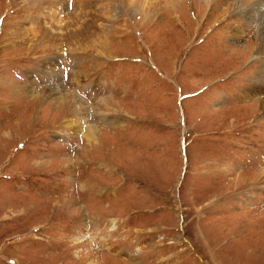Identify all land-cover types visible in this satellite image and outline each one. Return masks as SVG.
I'll use <instances>...</instances> for the list:
<instances>
[{
	"label": "rangeland",
	"instance_id": "374dc122",
	"mask_svg": "<svg viewBox=\"0 0 264 264\" xmlns=\"http://www.w3.org/2000/svg\"><path fill=\"white\" fill-rule=\"evenodd\" d=\"M238 1L0 0V264H264Z\"/></svg>",
	"mask_w": 264,
	"mask_h": 264
},
{
	"label": "bare ground",
	"instance_id": "6f19581e",
	"mask_svg": "<svg viewBox=\"0 0 264 264\" xmlns=\"http://www.w3.org/2000/svg\"><path fill=\"white\" fill-rule=\"evenodd\" d=\"M38 1V0H37ZM246 1H249V0H246ZM250 1H253V0H250ZM259 1L260 0H258V3L257 2H255L254 1V3H257V4H253V2H252V4H247V2H244V1H242L241 2V0H239L238 2H237V9L239 10V8L241 7V6H246V13L252 18V19H257V17L259 18V20H260V22L262 23V24H264V0H261L260 1V3H259ZM40 4V3H39ZM243 12V11H242ZM49 16V15H48ZM50 17V16H49ZM45 18V17H44ZM43 18V19H44ZM43 19H42V21H43ZM49 19V18H48ZM33 20H35V19H33ZM45 20V19H44ZM46 21V20H45ZM48 21V20H47ZM31 22V21H30ZM45 27L43 26V28H41L42 29V33H43V35H52V36H54V35H56V36H60V31H58L57 29H55L54 28V26L52 25V26H50L47 22H45ZM78 27V26H77ZM35 30V29H34ZM261 30V29H260ZM68 31V30H67ZM237 31V30H236ZM40 33V32H39ZM237 33V32H236ZM40 37H42V36H40ZM47 37H49V36H47ZM239 37V36H238ZM43 38V37H42ZM59 38V37H58ZM35 39V38H34ZM47 39V38H46ZM45 39V40H46ZM50 39V38H49ZM263 39H264V36H263ZM43 40V39H42ZM260 40H261V38H260ZM54 41H56L55 39H54ZM60 41V40H59ZM98 41V40H97ZM36 42V41H35ZM43 41H41V43H42ZM46 42H47V40H46ZM49 42V41H48ZM57 42V41H56ZM40 43V44H41ZM45 43V42H44ZM44 43H43V45H44ZM72 44V43H71ZM260 50V49H259ZM261 53V52H260ZM263 53V52H262ZM263 68V71H261L260 70V73H259V75H258V78H257V81H259L260 83H261V85L260 86H263V82H264V66L262 67ZM255 81H256V79H255ZM259 82H256V85H258V83ZM253 83H255L254 81H253ZM255 85V86H256ZM255 86L252 88L251 87V90H250V92H257L258 91V89H255ZM259 88V87H258ZM262 89V88H261ZM264 89V88H263ZM261 94H263L264 95V92L263 93H259V95H261ZM258 95V94H257ZM39 101V100H38ZM262 108H264V99L262 100ZM93 136V135H92ZM72 207V206H71ZM89 264H94V262L91 260L90 261V263Z\"/></svg>",
	"mask_w": 264,
	"mask_h": 264
}]
</instances>
